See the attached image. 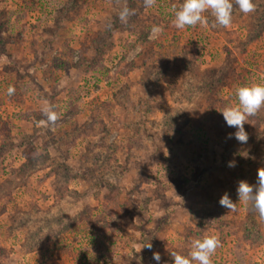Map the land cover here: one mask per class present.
I'll return each mask as SVG.
<instances>
[{
  "label": "rangeland",
  "instance_id": "rangeland-1",
  "mask_svg": "<svg viewBox=\"0 0 264 264\" xmlns=\"http://www.w3.org/2000/svg\"><path fill=\"white\" fill-rule=\"evenodd\" d=\"M253 2L228 28L177 29L183 0H0V264H173L205 235L213 264H264V221L236 192L264 167V108L244 144L220 112L264 84Z\"/></svg>",
  "mask_w": 264,
  "mask_h": 264
},
{
  "label": "clouds",
  "instance_id": "clouds-1",
  "mask_svg": "<svg viewBox=\"0 0 264 264\" xmlns=\"http://www.w3.org/2000/svg\"><path fill=\"white\" fill-rule=\"evenodd\" d=\"M144 4L146 7H153L156 0H144ZM234 5L246 15L253 13L256 8L253 0H183L178 8L173 5V24L177 29L208 25L209 20L205 14L210 13L213 18L212 27L228 28L232 23ZM133 14L134 10L125 4L119 12V19L122 23H126ZM162 31L161 26L154 25L152 28V33ZM14 93L15 88L9 86L7 94L11 96ZM235 95L237 103L224 107L220 112L226 125L236 129L234 133L228 134V138H235L237 142L244 144L248 140V133L245 131L244 125L248 123L249 117L254 116L261 108H264V84L252 83L239 86ZM42 113L46 119L39 121V123L54 129L60 118L55 106L45 101ZM227 166L229 168L236 167L235 160L229 161ZM236 192L238 201L251 207L258 213L259 219L264 221V167L257 169L255 184H250L246 180L238 181ZM219 204L230 211L236 210V203L233 202L227 192L220 197ZM220 244L217 236L205 235L203 238H197L191 242V250L188 255H182L177 251H171L169 254L173 264H194V262L195 264H213L211 257L220 247ZM145 247L151 250L152 244L148 242L142 246V248ZM153 259L159 262L161 260L160 253L154 252Z\"/></svg>",
  "mask_w": 264,
  "mask_h": 264
}]
</instances>
